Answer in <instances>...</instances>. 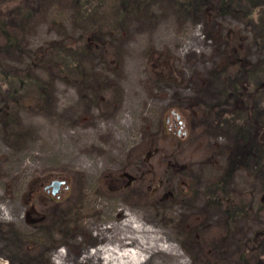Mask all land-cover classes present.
<instances>
[{"label": "rangeland", "instance_id": "1", "mask_svg": "<svg viewBox=\"0 0 264 264\" xmlns=\"http://www.w3.org/2000/svg\"><path fill=\"white\" fill-rule=\"evenodd\" d=\"M0 6L6 73L48 86L0 90V262L78 264L124 210L178 248L149 264H264V0Z\"/></svg>", "mask_w": 264, "mask_h": 264}, {"label": "bare ground", "instance_id": "2", "mask_svg": "<svg viewBox=\"0 0 264 264\" xmlns=\"http://www.w3.org/2000/svg\"><path fill=\"white\" fill-rule=\"evenodd\" d=\"M92 226L97 231V236L107 243L92 251L87 249L78 264H101L102 261V264H149L155 256H180L178 248L168 240L166 234L145 222L137 211L123 210L115 215L108 225L96 223ZM69 256L68 253L57 252L56 258L60 262L55 264H65ZM177 264L189 262L178 260Z\"/></svg>", "mask_w": 264, "mask_h": 264}, {"label": "trees", "instance_id": "3", "mask_svg": "<svg viewBox=\"0 0 264 264\" xmlns=\"http://www.w3.org/2000/svg\"><path fill=\"white\" fill-rule=\"evenodd\" d=\"M251 15H252V12H251ZM258 16L261 17L262 15L259 13ZM14 21H15L14 11H11V8L0 6V32H2V34L6 37V40L8 42L5 47L0 44V79H1L0 80V90L4 89L5 85L9 84L8 87L12 89L14 92H17V93L27 92L31 88V86L34 85L35 87H38V89H40L39 90L40 95L42 97H46L47 95H46L45 89H48V86L42 85L43 81L41 78H36L34 79V81L31 80V83H32L31 84L29 82L30 79L21 78V77L9 75L8 73H6V68L4 67L1 61V55L4 51H6L11 46H15L17 42V39L11 35L9 27L7 26L8 23H11V22L13 23ZM83 48H90V47L83 46ZM67 49L70 52L72 51L73 47L68 48L67 46L62 45L60 48L57 49V46H54L45 51V53L42 55V59L43 58L45 59L46 57L60 58L63 53L68 52ZM100 49L101 47L98 50ZM234 90H236V97L239 101V104L244 103L247 105V103H249L253 99L252 98L253 93H251V90L246 92L245 90L241 88V86H237V85L235 86ZM246 108L249 110L247 106ZM240 113L242 115L240 121H243V122L237 125H239L240 128L243 129L244 127L245 129L247 126H249V123L247 121L249 118L248 117L249 115L246 114L247 113L246 110ZM223 119L224 118L222 117V120ZM250 132L251 131L249 130L248 137H251L252 135L257 145H259L260 147H264V135L260 136V134L258 135V133H253V132L250 133ZM254 241L255 242L258 241L261 243L264 242V229L256 233Z\"/></svg>", "mask_w": 264, "mask_h": 264}, {"label": "water", "instance_id": "4", "mask_svg": "<svg viewBox=\"0 0 264 264\" xmlns=\"http://www.w3.org/2000/svg\"><path fill=\"white\" fill-rule=\"evenodd\" d=\"M0 264H4L3 262H0Z\"/></svg>", "mask_w": 264, "mask_h": 264}, {"label": "flooded vegetation", "instance_id": "5", "mask_svg": "<svg viewBox=\"0 0 264 264\" xmlns=\"http://www.w3.org/2000/svg\"><path fill=\"white\" fill-rule=\"evenodd\" d=\"M168 122H169V120H168Z\"/></svg>", "mask_w": 264, "mask_h": 264}]
</instances>
